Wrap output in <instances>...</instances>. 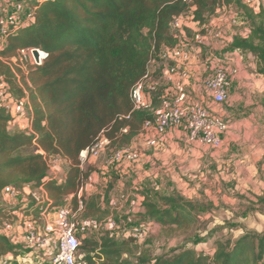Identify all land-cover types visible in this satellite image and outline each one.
<instances>
[{"label":"trees","instance_id":"obj_1","mask_svg":"<svg viewBox=\"0 0 264 264\" xmlns=\"http://www.w3.org/2000/svg\"><path fill=\"white\" fill-rule=\"evenodd\" d=\"M31 5L32 22L10 29L0 52V78L10 98L18 100L26 93L32 112L30 129L9 128L15 121L11 124V113L0 106V224L3 216L15 211L40 223L42 214L63 205L84 222L99 223L112 215L108 201L111 186L103 194L78 193L85 178L97 172L91 163L80 165L79 153L98 137L108 140L109 153L130 146L143 133V123L153 119L165 88L158 87L149 105L140 109L133 108L129 93L152 61L162 62L161 48L178 42L170 28L173 17L190 10L200 29L224 8L240 14L246 32L230 34L227 48L251 54L256 72L264 77V7L259 4L249 6L243 0H189L187 4L183 0H48ZM185 32L188 37L193 34L187 28ZM200 32L204 34L203 29ZM198 47L206 59L209 49ZM28 48L47 53L41 65L32 67L18 61L17 52ZM23 63L28 64L25 73ZM50 157L69 163L64 177L49 174L46 160ZM7 187L17 192L23 187L41 188L46 200L37 202L30 195L25 205L7 204L2 199ZM139 193L144 219L170 233L195 227L202 209L208 210L176 190ZM253 205L248 209L264 216V196ZM131 242L106 229L97 236L80 237L78 254L87 264H132L122 260ZM197 243L189 247L183 243L155 258L144 251L137 264L264 262V227L245 230L233 239H217L212 252L195 249ZM9 253L19 255V247L0 230V256Z\"/></svg>","mask_w":264,"mask_h":264},{"label":"built area","instance_id":"obj_2","mask_svg":"<svg viewBox=\"0 0 264 264\" xmlns=\"http://www.w3.org/2000/svg\"><path fill=\"white\" fill-rule=\"evenodd\" d=\"M48 0H0V52L6 43L7 33L10 29L24 27L29 25L34 17V9L31 3L43 2ZM186 4L189 0H183ZM246 5L253 6V0H243ZM224 13V14H222ZM229 13V14H228ZM229 15L231 24L236 23V13H232L227 8L208 24L202 28L204 34L198 28L193 31L190 40L198 46H206L213 40H224V32L220 28L221 17ZM189 24L197 26L193 20L190 10L172 18L170 28L178 38V42L173 47L163 46L160 50V58L166 64V71L163 78L171 82L161 98L160 107L155 112L152 120H147L142 125L143 133L153 130L157 134H162L170 128H180L186 132L190 142H195L204 146L217 148L221 145L220 135L228 128V121L219 115H216L212 109L206 105L204 99L193 97L187 87V71L180 64H187L191 60V52L187 47L189 44L186 39L185 29ZM37 51V56L33 54ZM47 57V53L38 48L21 49L17 52L19 62H28L30 66L35 67L42 64ZM1 59V57H0ZM154 62V61H152ZM207 76L204 80V93L216 105H221L227 97L228 87L230 85L231 75L235 69L228 66L225 58L213 55L209 52L205 59ZM177 66H179L177 68ZM177 74L176 79L174 75ZM159 81L148 71L140 80H138L130 89V99L134 109L145 108L149 105L151 96L159 87ZM0 106L6 108L12 116L11 124L14 121H23L21 129H30L32 121L31 107L25 96L14 100L10 98L7 92L5 82L0 78ZM148 145L156 144L154 138L147 140ZM108 140L104 137H98L94 144L79 153L80 165L83 166L90 159L97 158L106 152ZM111 162H135L139 159L138 152L131 146L114 149L109 153ZM48 170H55L58 166V158L50 157L46 160ZM93 174L88 175L83 185L79 189V194L84 192L86 186H92L95 183ZM17 191L5 188L3 196H14ZM35 201L46 200V194L43 189L30 190L28 193ZM131 201V205H135ZM82 205L79 201V208ZM47 214H42V218ZM56 226L46 225L44 231H38V221L25 216L23 223V244L31 250H38L50 240L53 249L52 254L44 262L36 264H87L78 254L80 237L87 234L88 222L78 223L74 220V213L68 205H63L55 209ZM107 230L110 234L119 239H132L133 241L142 240L148 232V228L143 223H138L136 219L128 216L107 217ZM37 223V224H36ZM91 227L93 225L90 224ZM101 226V224H100ZM10 226H8L9 228ZM55 235L49 238V233ZM1 260V259H0ZM0 264H10L7 260H1Z\"/></svg>","mask_w":264,"mask_h":264},{"label":"rangeland","instance_id":"obj_3","mask_svg":"<svg viewBox=\"0 0 264 264\" xmlns=\"http://www.w3.org/2000/svg\"><path fill=\"white\" fill-rule=\"evenodd\" d=\"M253 3L264 7V0H253ZM232 13L234 12L232 11ZM228 14L221 17L220 28L224 32V37H229V34H233L237 30L245 33L246 23L244 17L237 14L236 23L233 25ZM197 29V26L193 27V31ZM191 36H186L187 43L192 47H197L196 44H192ZM212 54L222 57L215 50L212 51ZM27 65L26 63L21 64L24 73L28 68ZM153 70L154 65H149L151 76L153 75ZM155 79L157 80V78ZM262 102H264V97ZM221 107L224 110L227 108L225 102L222 103ZM240 114L241 112L239 111ZM260 114L264 117L262 111H260ZM225 119L229 120L231 118L226 117ZM157 148L158 146L142 147L140 140H137L134 143V149L139 155L138 165L126 161L111 162L108 157V151L87 162L97 169L96 182L92 185L93 188H96L98 192L104 193L108 186H111L109 196H111L112 204L109 211H111L112 215L121 217L130 215L138 223L143 222L144 226L148 228V232L142 240L130 243L128 255H124L122 260L137 264V259L144 251H147L151 258H155L160 254L167 253L178 245L187 243L188 245H185L189 247L196 241L198 243L194 245L195 249L204 248L208 250L217 239H233L245 230L260 231L264 227V216H261L255 210L248 209L254 207L253 203L259 196H264V167L259 168L256 177H252V173L249 172L251 166L246 169L245 164L236 163L234 160H230L229 157L226 158V154L220 150V152L214 153L211 151L212 149L205 151V154H203L207 156L206 159L203 156L200 161L197 160L195 163L185 162L181 165H175L174 160H172L173 155L170 154H168L170 156L169 160L162 161L160 158L156 160L152 157L155 160L154 164H150V162L144 163L146 157L152 155H150L151 152L154 153L159 150ZM156 153L161 154L160 151ZM211 154L214 157L216 156L215 159L210 157ZM168 155H166V158ZM157 167L158 176L151 175L152 171L154 172ZM62 168L66 170V165L62 166L61 170ZM123 168L127 172L121 178H118V172ZM60 174L58 173L57 177H61ZM140 190H153L157 193H167L170 190H176L187 199L196 200L207 206L208 210L202 209V212L198 215L195 227L190 228L186 232L170 233L161 229L156 222L144 219L140 201L138 202L136 197H132L139 194ZM20 198L22 197L8 196L2 199L7 204L13 205ZM131 201H134L135 205H130ZM74 220L78 223H84V221L78 219L76 214H74ZM104 220L99 223L88 222L86 235L93 234L97 236L103 233L107 228ZM24 221L23 215L10 213L6 217H2L0 230L6 233L4 230H7L8 226H20L22 230L20 236L23 237ZM40 225H42L41 222ZM201 238L203 240L199 242L198 240H201ZM18 247L21 256L27 253V246L18 243Z\"/></svg>","mask_w":264,"mask_h":264},{"label":"crops","instance_id":"obj_4","mask_svg":"<svg viewBox=\"0 0 264 264\" xmlns=\"http://www.w3.org/2000/svg\"><path fill=\"white\" fill-rule=\"evenodd\" d=\"M193 27L194 25L191 24L187 27L190 33L193 31ZM229 39V37H226V41L225 39L214 40L206 45L209 52L214 50L217 51V53L221 54L222 58H225L228 66L235 69V73L231 75L227 97L224 101L227 106L225 110L221 107L222 104H214L204 93L203 85L207 76L204 51H202L199 47H192L191 45H188L187 47L191 52V60L187 64H180V66L187 71L186 83L189 93L195 98L204 99L206 101V105L209 106L216 115H219L224 119L226 117L231 118L227 120V130L220 135L221 145L217 148H213L195 142H190L187 138L186 132L180 128H170L162 134H157L153 130H148L146 133H141L130 145L134 148V143L137 140H140L142 147L149 148L158 146L157 149L159 150L156 152L160 151L161 154L151 152L150 155L152 154L153 156L148 155L144 160V163L150 162V164H154V159L157 160L158 158L162 161L166 159L169 160L170 156L168 154L173 155L172 160H174L175 165H181L185 162L195 163L197 160L200 161L203 158L205 151L212 149L211 151L214 153L221 151L226 154V158L229 157L230 160H234L236 163L239 162L245 164L247 167L246 169H249V166H251L249 172L252 173V177H256L259 168L264 167V117L260 114V111L264 113V104L262 103V98L264 97V77L256 72V62L251 54L243 53L240 50L231 51L227 48L226 44L229 42ZM151 64L154 65V70L152 71L153 76H155L154 74L159 76V78H157L160 83L159 87L163 86L164 88H167L171 82H168L163 78V73L166 71L165 62H152ZM178 67L179 66H177V68ZM176 76L177 74L174 75V79H176ZM239 111L241 112L240 115ZM22 123L23 121H15L9 126V128L21 129ZM149 138H154L156 140V144L153 146L148 145L147 140ZM166 155H168L167 158ZM212 155L213 154H211L210 157L215 159L216 156L214 157ZM152 157H154V159ZM206 157L207 156H204V159H206ZM130 163H136L138 165L137 161ZM68 164L69 163L67 161L58 158L57 168L49 171V174L53 177H57L58 173H61V177L57 178L64 177L66 170H63V168L61 170V167L66 165L67 169ZM126 172L127 170L124 168L121 169L120 172H118V178H121ZM93 175L96 180L97 173L95 172ZM151 175L158 176V167L154 170V172L152 171ZM171 191L172 190H170V192ZM29 192L30 188L23 187L21 191L14 195L18 197L21 196L22 198L18 199L13 204L25 205L27 203V195H29ZM94 192L98 191L96 188H93V186H86L84 188V193L86 195ZM98 193L103 194L101 192ZM110 197L111 196H109V208L111 210L110 206L112 204V200ZM132 197H136V201L138 202L141 200L140 193ZM13 214L23 215L20 211H15ZM41 223L42 225L38 223V231H44L46 225L56 226L55 210L43 217ZM4 231L6 233H2L10 237L14 244H23V238L20 236L22 231L20 226H10ZM54 235V232H50L49 238ZM210 250V252H212L211 248ZM52 252L53 249L49 240L48 243L44 244L42 248L38 250H31L28 248L27 253L23 256L20 254L13 256L9 253L4 256H0V259L7 260L10 264H36L47 260Z\"/></svg>","mask_w":264,"mask_h":264},{"label":"water","instance_id":"obj_5","mask_svg":"<svg viewBox=\"0 0 264 264\" xmlns=\"http://www.w3.org/2000/svg\"><path fill=\"white\" fill-rule=\"evenodd\" d=\"M33 54L36 57L37 56V51L36 50H33Z\"/></svg>","mask_w":264,"mask_h":264}]
</instances>
